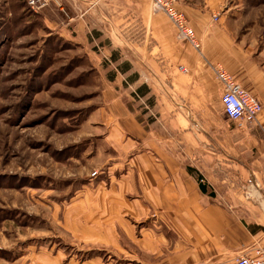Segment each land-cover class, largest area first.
Wrapping results in <instances>:
<instances>
[{
  "label": "crops",
  "instance_id": "0c3cea01",
  "mask_svg": "<svg viewBox=\"0 0 264 264\" xmlns=\"http://www.w3.org/2000/svg\"><path fill=\"white\" fill-rule=\"evenodd\" d=\"M225 1L179 0L200 49L178 40L150 0H58L44 10L96 56L97 128L113 137L125 173L111 168L110 187L102 181L61 209L60 223L56 210L48 232H25L34 243L106 250L107 260L33 244L12 264H231L264 245V52L230 30ZM218 67L262 103L255 125L225 116Z\"/></svg>",
  "mask_w": 264,
  "mask_h": 264
},
{
  "label": "rangeland",
  "instance_id": "374dc122",
  "mask_svg": "<svg viewBox=\"0 0 264 264\" xmlns=\"http://www.w3.org/2000/svg\"><path fill=\"white\" fill-rule=\"evenodd\" d=\"M29 1L0 0V264L33 244L55 245V254L79 262L107 260L106 250L81 251L62 238H26L48 232L56 210L60 223L59 211L102 181L110 187L111 168L125 173L113 137L97 128L104 75L96 56L46 21L44 10L58 0L40 9ZM221 12L230 30L264 52V0H226Z\"/></svg>",
  "mask_w": 264,
  "mask_h": 264
},
{
  "label": "built area",
  "instance_id": "2783aa9c",
  "mask_svg": "<svg viewBox=\"0 0 264 264\" xmlns=\"http://www.w3.org/2000/svg\"><path fill=\"white\" fill-rule=\"evenodd\" d=\"M54 0H30L33 9H40ZM154 14H165L177 30V39L187 41L196 49H200V42L195 30L189 24L185 13L180 9L179 0H150ZM219 15L215 16V19ZM217 77L223 85L221 104L225 116L234 122L238 128L246 129L258 121L263 105L258 98L244 90L221 67L217 69ZM231 264H264V245L256 246L251 253L239 255Z\"/></svg>",
  "mask_w": 264,
  "mask_h": 264
},
{
  "label": "trees",
  "instance_id": "16d2710c",
  "mask_svg": "<svg viewBox=\"0 0 264 264\" xmlns=\"http://www.w3.org/2000/svg\"><path fill=\"white\" fill-rule=\"evenodd\" d=\"M199 179H201V178L199 177ZM201 186H202V190H203V191H206L205 186H203V185H201Z\"/></svg>",
  "mask_w": 264,
  "mask_h": 264
}]
</instances>
